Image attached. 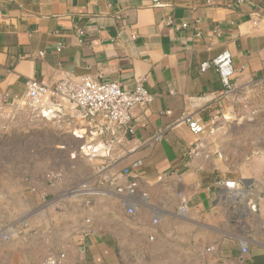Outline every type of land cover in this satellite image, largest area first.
<instances>
[{
	"label": "crops",
	"instance_id": "obj_1",
	"mask_svg": "<svg viewBox=\"0 0 264 264\" xmlns=\"http://www.w3.org/2000/svg\"><path fill=\"white\" fill-rule=\"evenodd\" d=\"M224 51L228 94L214 69L200 70ZM64 75L124 91L142 81L152 97L131 109L133 133L109 158L78 153L88 139L71 106H25L27 81L52 87ZM132 181L135 197L116 193ZM227 182L245 185L255 212L234 216ZM262 191L264 0H0V228L23 209L22 238L1 244L0 264L264 260Z\"/></svg>",
	"mask_w": 264,
	"mask_h": 264
},
{
	"label": "built area",
	"instance_id": "obj_2",
	"mask_svg": "<svg viewBox=\"0 0 264 264\" xmlns=\"http://www.w3.org/2000/svg\"><path fill=\"white\" fill-rule=\"evenodd\" d=\"M182 27L185 28L186 25L184 24ZM79 34H82V32H79ZM42 55V53H39V56ZM209 68L218 73L224 93H230L233 90L231 80L234 74L231 54L224 51L210 61L200 64L201 71ZM141 82L137 83L132 91H124L117 83L95 80L87 76L64 75L52 87L36 79H30L26 83L25 106L35 111L43 106L44 101L47 99L51 102L71 106L80 113L84 120L83 136L88 139V143L81 146L78 153L91 158H109L114 146L120 144V137L133 133L131 109L135 106L146 105L152 100ZM40 112L42 117H46L41 110ZM184 121L193 134L203 133L202 126L190 116L186 117ZM140 166L141 162H135L130 168L124 169L122 174L130 175L132 169ZM243 186L245 185L234 182L225 183L223 189L228 195L224 196L223 201L230 204L236 203V211L239 207H243L252 214L256 208L249 201L250 192ZM116 193L125 195L126 198L135 197L137 183L132 181L124 188L118 187ZM262 194L264 195V191H262ZM140 197L142 200L146 199L144 193H141ZM126 198L124 199L126 200ZM132 212L133 209L128 207L127 213L131 214ZM179 212L183 214L185 209L182 208ZM153 223H157V219H154ZM14 235L15 228L13 225L0 229V246ZM240 252L243 257L246 256L248 252L246 244H241ZM63 258V254L52 255L47 257L42 264H59ZM243 260L241 264H243Z\"/></svg>",
	"mask_w": 264,
	"mask_h": 264
},
{
	"label": "rangeland",
	"instance_id": "obj_3",
	"mask_svg": "<svg viewBox=\"0 0 264 264\" xmlns=\"http://www.w3.org/2000/svg\"><path fill=\"white\" fill-rule=\"evenodd\" d=\"M22 138H24L22 135H19L18 137H15V140H19V139H22ZM27 139H28V137H27ZM262 196H264V195H262ZM16 210L18 211L17 212V217L15 218L16 220H15V225H14V228H15V235L14 236H12L10 239H18L17 237L19 236V238L21 239L22 238V232H21V228H17L16 226H18L20 223H22V213H23V209H22V206H21V202L20 201H18V202H16ZM6 226H4V227H2V228H5ZM2 228H0V229H2ZM18 234V235H17ZM32 246H33V248H34V245H37V241H34V242H32V244H31ZM31 249V254L33 255V257L34 256H36V254H37V252H38V248H36V249Z\"/></svg>",
	"mask_w": 264,
	"mask_h": 264
},
{
	"label": "trees",
	"instance_id": "obj_4",
	"mask_svg": "<svg viewBox=\"0 0 264 264\" xmlns=\"http://www.w3.org/2000/svg\"><path fill=\"white\" fill-rule=\"evenodd\" d=\"M260 261H263V262H260ZM243 264H264V260H257V259H255L253 262H250V261H247V260H243Z\"/></svg>",
	"mask_w": 264,
	"mask_h": 264
},
{
	"label": "water",
	"instance_id": "obj_5",
	"mask_svg": "<svg viewBox=\"0 0 264 264\" xmlns=\"http://www.w3.org/2000/svg\"><path fill=\"white\" fill-rule=\"evenodd\" d=\"M234 216H236V217H237V211H236V213H234Z\"/></svg>",
	"mask_w": 264,
	"mask_h": 264
}]
</instances>
